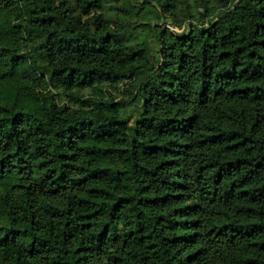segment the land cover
I'll return each mask as SVG.
<instances>
[{"label": "trees", "instance_id": "16d2710c", "mask_svg": "<svg viewBox=\"0 0 264 264\" xmlns=\"http://www.w3.org/2000/svg\"><path fill=\"white\" fill-rule=\"evenodd\" d=\"M0 264H264V0H0Z\"/></svg>", "mask_w": 264, "mask_h": 264}, {"label": "rangeland", "instance_id": "374dc122", "mask_svg": "<svg viewBox=\"0 0 264 264\" xmlns=\"http://www.w3.org/2000/svg\"><path fill=\"white\" fill-rule=\"evenodd\" d=\"M134 11H135V8H133V13L131 14L133 18H136L142 21L149 18V14L144 13L142 10H138V13H134ZM88 17H89V21L93 23L94 25L99 26V27L104 25V22H105L104 16H100V17L94 16L93 17L92 15H90Z\"/></svg>", "mask_w": 264, "mask_h": 264}]
</instances>
